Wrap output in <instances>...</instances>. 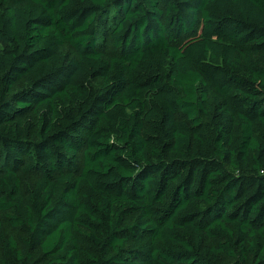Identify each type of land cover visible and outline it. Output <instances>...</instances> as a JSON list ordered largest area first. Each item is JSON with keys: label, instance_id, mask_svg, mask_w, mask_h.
<instances>
[{"label": "trees", "instance_id": "obj_1", "mask_svg": "<svg viewBox=\"0 0 264 264\" xmlns=\"http://www.w3.org/2000/svg\"><path fill=\"white\" fill-rule=\"evenodd\" d=\"M0 264H264V0H0Z\"/></svg>", "mask_w": 264, "mask_h": 264}, {"label": "rangeland", "instance_id": "obj_2", "mask_svg": "<svg viewBox=\"0 0 264 264\" xmlns=\"http://www.w3.org/2000/svg\"><path fill=\"white\" fill-rule=\"evenodd\" d=\"M61 50H62L63 53L68 54L70 56H74L76 54L75 51L69 45H64L61 48ZM21 87L22 86H20V85L16 86L14 91H16V89H19ZM9 232L12 233V234L18 233V231L16 229H10Z\"/></svg>", "mask_w": 264, "mask_h": 264}]
</instances>
